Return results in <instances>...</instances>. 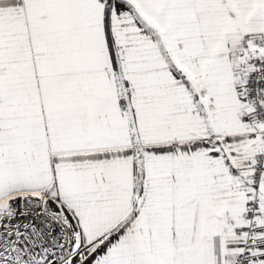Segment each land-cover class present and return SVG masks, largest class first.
<instances>
[{"label":"snow or ice","instance_id":"obj_1","mask_svg":"<svg viewBox=\"0 0 264 264\" xmlns=\"http://www.w3.org/2000/svg\"><path fill=\"white\" fill-rule=\"evenodd\" d=\"M0 264H264V0H0Z\"/></svg>","mask_w":264,"mask_h":264}]
</instances>
